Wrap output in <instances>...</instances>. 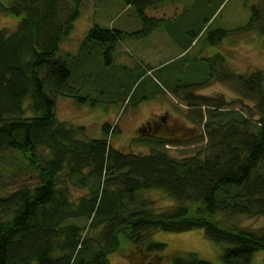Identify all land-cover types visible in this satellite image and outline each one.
I'll use <instances>...</instances> for the list:
<instances>
[{
	"label": "trees",
	"instance_id": "16d2710c",
	"mask_svg": "<svg viewBox=\"0 0 264 264\" xmlns=\"http://www.w3.org/2000/svg\"><path fill=\"white\" fill-rule=\"evenodd\" d=\"M82 1L0 0L1 12L19 18L15 30L0 28V264H107L108 254L119 250L120 237L153 254L144 264H156L164 244L151 240L154 231L194 229L220 247L223 264H251L254 254L264 251V228L252 231L223 221L264 217V71L224 70V57L216 53L206 59L208 68L189 71L198 76L203 69L202 82L185 74L189 79H177L174 87L167 76L170 90H160L162 95L175 99L199 132L175 140L159 133L141 136L134 142L148 147V154L120 152L108 142L114 131L109 124L102 126L101 137L89 138L83 127L60 122L55 114L56 97L89 100L83 95L89 80L84 83L82 73L81 85L72 83L67 65L72 55L61 48ZM122 1L134 9L140 29L95 24L81 43L103 50L104 67L111 66L121 41L145 38L158 28L183 52L204 35L210 45L233 32L264 35V6L256 4L242 26L207 31L210 18L201 24L199 19L210 0H196L188 19L179 0ZM215 76L234 86L238 97L177 95ZM90 181L89 194L73 199L72 187ZM150 190L163 192L175 205L148 211L142 193ZM170 264L212 263L188 251Z\"/></svg>",
	"mask_w": 264,
	"mask_h": 264
},
{
	"label": "rangeland",
	"instance_id": "374dc122",
	"mask_svg": "<svg viewBox=\"0 0 264 264\" xmlns=\"http://www.w3.org/2000/svg\"><path fill=\"white\" fill-rule=\"evenodd\" d=\"M179 1L185 12L184 19L190 18L188 10L196 0ZM209 2L199 19L201 24L204 18H210L205 23L207 31L216 28L234 30L247 22L250 5L256 4L258 8L264 6V0ZM184 19L177 21L182 23ZM18 20V17L0 11V28L13 31ZM95 24L103 28L128 32L140 29V21L134 9L125 5L122 0H83L80 14L70 34L63 40L61 48L62 52H69L72 55L67 64L71 71L72 83L79 87L82 83L80 78L82 73L84 83L89 80L91 87L82 92L83 95H88L89 100L76 102L71 98L56 97L55 114L60 122L83 127L85 135L89 138L101 137L102 126L105 123L109 124L114 131L107 137L108 142L120 152L148 154V147L134 142L141 136L159 133L175 140L185 139L199 132L197 127L185 119L182 111L184 108L175 99L167 100L166 96L162 95L160 90H170L167 76H170L175 87L177 79L181 82L189 79L185 74L192 78L193 71L189 74L192 67L202 68L205 65V68H208L206 59L216 53H221L224 57L222 66L224 70L237 73L264 71V35L256 31L233 32L216 45H210L204 35L197 43L192 42L183 52V49L174 43L171 35L161 28L155 29L145 38H127L121 41L115 47L111 66L104 67L100 64L101 48L97 46L95 49L96 45L93 43L81 45L88 30ZM141 66L153 69L142 71ZM219 67L221 68V65ZM201 68H198L200 72L198 76L193 75L194 82H202L206 78L207 73ZM111 85L116 88H111ZM187 92L222 97L225 100L238 97L234 86L218 81L216 76L210 78L205 86L181 89L177 95L183 97ZM108 99L112 101L107 102ZM245 103L249 106L254 105L252 101ZM91 183L92 181L87 186L72 187L73 199L88 195ZM142 197L147 202V210L152 212H159L175 205L171 198L157 190L143 192ZM73 221L84 222L82 219ZM223 223L225 226L258 231L264 228V217L237 216ZM151 240L164 244L160 253L162 258L156 264H170L175 255L188 251L195 252L198 257L212 264H223L219 258L220 247L207 239L201 229L180 233L157 230L151 235ZM137 249L125 238L120 237L119 250L108 254L107 264H144L154 259L153 254L145 255L140 248ZM251 264H264V251L256 252Z\"/></svg>",
	"mask_w": 264,
	"mask_h": 264
},
{
	"label": "flooded vegetation",
	"instance_id": "af4514ba",
	"mask_svg": "<svg viewBox=\"0 0 264 264\" xmlns=\"http://www.w3.org/2000/svg\"><path fill=\"white\" fill-rule=\"evenodd\" d=\"M149 128H150V126H149Z\"/></svg>",
	"mask_w": 264,
	"mask_h": 264
}]
</instances>
